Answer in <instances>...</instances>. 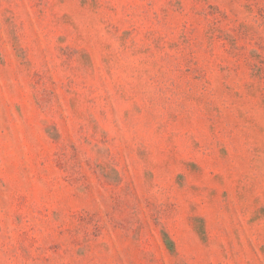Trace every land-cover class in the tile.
<instances>
[{
  "label": "rangeland",
  "instance_id": "rangeland-1",
  "mask_svg": "<svg viewBox=\"0 0 264 264\" xmlns=\"http://www.w3.org/2000/svg\"><path fill=\"white\" fill-rule=\"evenodd\" d=\"M0 264H264V0H0Z\"/></svg>",
  "mask_w": 264,
  "mask_h": 264
}]
</instances>
